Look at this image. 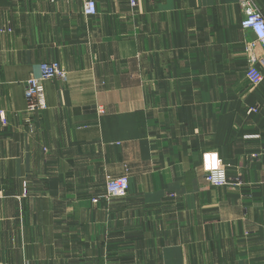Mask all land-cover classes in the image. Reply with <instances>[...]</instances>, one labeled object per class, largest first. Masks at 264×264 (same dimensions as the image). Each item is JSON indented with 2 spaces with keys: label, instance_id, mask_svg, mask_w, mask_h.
Masks as SVG:
<instances>
[{
  "label": "crops",
  "instance_id": "0c3cea01",
  "mask_svg": "<svg viewBox=\"0 0 264 264\" xmlns=\"http://www.w3.org/2000/svg\"><path fill=\"white\" fill-rule=\"evenodd\" d=\"M97 1L0 0V264H264V53L239 0ZM46 61L68 77L31 114Z\"/></svg>",
  "mask_w": 264,
  "mask_h": 264
},
{
  "label": "built area",
  "instance_id": "2783aa9c",
  "mask_svg": "<svg viewBox=\"0 0 264 264\" xmlns=\"http://www.w3.org/2000/svg\"><path fill=\"white\" fill-rule=\"evenodd\" d=\"M50 2H57L62 0H49ZM78 1L82 3L84 13L88 16H95L98 13L97 0H69ZM240 8L244 15L241 21V27L244 30H251L255 35V40L248 45L247 54L250 60H257L255 58L254 48L259 44L264 53V12L256 8L251 0H239ZM131 7L137 5V0H130ZM264 58V57H263ZM68 77L67 71L64 69L59 61H46L40 65L39 76L31 75L25 86V98L27 102L28 113L35 114L46 110L47 102L45 98L44 81L51 79L66 80ZM255 79L258 75L255 74ZM256 111L257 108H251V111ZM5 122V117L1 115ZM206 181L216 187H224L230 184V178L224 167H214L210 169L206 176ZM130 188L129 177H109L107 179V193L106 196L110 198H124L127 196ZM99 199H94L97 202Z\"/></svg>",
  "mask_w": 264,
  "mask_h": 264
},
{
  "label": "rangeland",
  "instance_id": "374dc122",
  "mask_svg": "<svg viewBox=\"0 0 264 264\" xmlns=\"http://www.w3.org/2000/svg\"><path fill=\"white\" fill-rule=\"evenodd\" d=\"M247 48H248V47H246V54H247ZM224 168H225V167H224Z\"/></svg>",
  "mask_w": 264,
  "mask_h": 264
}]
</instances>
